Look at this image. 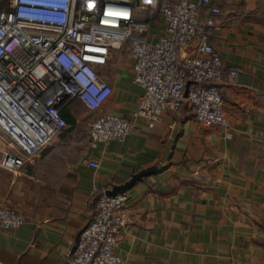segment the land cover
<instances>
[{"label":"crops","instance_id":"obj_1","mask_svg":"<svg viewBox=\"0 0 264 264\" xmlns=\"http://www.w3.org/2000/svg\"><path fill=\"white\" fill-rule=\"evenodd\" d=\"M209 16L204 9L201 18ZM213 17L210 44L223 61L218 86L227 128L198 122L185 100L177 112L164 110L153 129L135 119L123 140L94 141L97 118L134 119L143 94L131 56L113 52L110 65L99 67L114 90L103 106L91 112L79 100L66 102L67 128L23 167L7 171L0 205L19 210L24 223L0 231V264H67L100 195L148 169L154 170L125 192L133 222L119 234L120 258L129 264H264V0L223 2ZM8 146L0 133L2 157ZM91 160L97 169L88 166Z\"/></svg>","mask_w":264,"mask_h":264},{"label":"built area","instance_id":"obj_2","mask_svg":"<svg viewBox=\"0 0 264 264\" xmlns=\"http://www.w3.org/2000/svg\"><path fill=\"white\" fill-rule=\"evenodd\" d=\"M231 1L0 0V133L9 145L0 167L17 171L65 130L66 102L76 99L98 111L114 91L99 67L123 50L143 94L134 119L97 118L90 129L94 141L123 140L135 119L153 129L164 110L177 112L185 100L198 122L227 128L218 86L223 61L210 37L217 28L213 15ZM205 8L210 16L202 21ZM236 77L232 71L230 83ZM88 166L99 164L91 160ZM128 201L127 193L100 195L67 264H129L116 254L120 232L133 222ZM23 223L17 209L0 205V231Z\"/></svg>","mask_w":264,"mask_h":264},{"label":"water","instance_id":"obj_3","mask_svg":"<svg viewBox=\"0 0 264 264\" xmlns=\"http://www.w3.org/2000/svg\"><path fill=\"white\" fill-rule=\"evenodd\" d=\"M152 170L154 169H148V170H144L136 175H134L131 180H129L127 183H125L124 185L120 186V187H115L114 189H112L111 191H109L107 194L110 196H115L118 194H124L126 191H128L129 189H131L133 187V185L138 181L141 180L144 176L150 174L152 172Z\"/></svg>","mask_w":264,"mask_h":264},{"label":"rangeland","instance_id":"obj_4","mask_svg":"<svg viewBox=\"0 0 264 264\" xmlns=\"http://www.w3.org/2000/svg\"><path fill=\"white\" fill-rule=\"evenodd\" d=\"M1 151H5V149L4 148H1L0 149ZM0 154H2V153H0ZM1 158H2V155H0V161H1ZM10 176L11 174L10 173H8L7 171H5L4 169H2L1 167H0V177H3L2 179H3V181H4V184H5V181L7 180L5 177L6 176ZM16 209V208H15ZM19 211V210H18Z\"/></svg>","mask_w":264,"mask_h":264},{"label":"trees","instance_id":"obj_5","mask_svg":"<svg viewBox=\"0 0 264 264\" xmlns=\"http://www.w3.org/2000/svg\"><path fill=\"white\" fill-rule=\"evenodd\" d=\"M205 9H206V8H205ZM203 10H204V9H203ZM201 20L203 21L204 19L201 18ZM61 114H62V116L65 118L66 121H70V119H69L67 116H64L63 113H61ZM2 178H3V177H0V189L4 187V184H3L4 181H3ZM5 178H7V176H6ZM5 182H6V181H5Z\"/></svg>","mask_w":264,"mask_h":264}]
</instances>
